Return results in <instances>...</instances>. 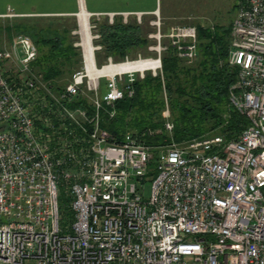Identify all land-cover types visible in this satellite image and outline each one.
<instances>
[{
    "label": "built area",
    "instance_id": "built-area-1",
    "mask_svg": "<svg viewBox=\"0 0 264 264\" xmlns=\"http://www.w3.org/2000/svg\"><path fill=\"white\" fill-rule=\"evenodd\" d=\"M176 29L170 46L190 63L196 29ZM101 49L90 36L91 59L82 50L80 68L53 92L30 71L28 36L0 47V264H264V0H239L230 30L229 101L247 124L228 140L158 146L151 177L153 147L128 132L117 141L101 116L133 95V72L161 76L160 55L153 69L108 74L101 69L144 59L107 56L97 66ZM161 117L170 134L166 100Z\"/></svg>",
    "mask_w": 264,
    "mask_h": 264
},
{
    "label": "trees",
    "instance_id": "trees-1",
    "mask_svg": "<svg viewBox=\"0 0 264 264\" xmlns=\"http://www.w3.org/2000/svg\"><path fill=\"white\" fill-rule=\"evenodd\" d=\"M231 23L217 26L212 31L197 28V54L190 63L178 57L175 48L163 41L161 76L150 73L143 78L136 76L132 82L133 95L124 96L114 103V116L109 118L103 112L101 126L117 141L128 132L153 147V158L147 164V177L156 171L157 147L169 140L182 142L210 135H222L228 140L236 137L247 124L246 118L229 101V88L236 79V69L228 64L227 59ZM61 24L58 22L57 26L62 27L63 33L55 31L52 37L26 31L37 46V56L31 69L53 92L62 90L66 83L63 81H67L81 64L79 51L73 46L78 37L69 34L77 26L74 21L68 25L63 23L64 27ZM148 28L143 32L134 18L122 22L119 16H115L111 23H98L97 43L102 46L103 60L110 56L120 61L125 56L135 57L141 52L154 55L148 51L154 42L148 33L154 29ZM40 46H46L47 50L42 52ZM102 87H105V81L100 82V90ZM81 99L79 97L74 105L83 104ZM165 100L173 124L170 134L164 131L161 117ZM58 201L63 219L69 221V197L63 189L59 192Z\"/></svg>",
    "mask_w": 264,
    "mask_h": 264
},
{
    "label": "rangeland",
    "instance_id": "rangeland-1",
    "mask_svg": "<svg viewBox=\"0 0 264 264\" xmlns=\"http://www.w3.org/2000/svg\"><path fill=\"white\" fill-rule=\"evenodd\" d=\"M238 2L239 0H155L154 8L152 10L143 11L138 9L148 8L151 5V0H116V1L106 0V3L104 2L106 5L121 6L123 9L127 4L126 7L128 6V8L132 10H120L118 13L109 12L105 14V18H100L101 16L100 13H95L88 16L89 37L91 36L92 44L100 45L97 43L99 37L93 38V36H95L96 34L99 35V33L96 30L98 23H102L103 21H107L108 23H111L115 16L121 17L122 22H126L128 19L134 18L136 23L141 25L143 32L148 31L149 29L148 26L154 29L153 32L151 31L148 33V37L151 39V41L152 40L154 41L153 44L148 47V51L154 53V55L153 54L144 55V53L141 52L135 55V57L131 55L125 57L131 60L137 58L154 60L157 58L158 55H160V52L165 49V47L162 45L163 41H167L168 45H170L171 39L168 37V35L172 30L175 33L177 27H195V29L203 28L212 31L213 29H216L217 26H221V25L227 26L234 19ZM68 20L69 19L62 20L60 18L50 19V20L36 19V18L35 19L34 18H27V19L2 18L0 19V47L7 46L12 41V39L17 35H26L32 40L33 37L30 35V33H38V35L41 34L44 35V37H48V36L52 37L55 31H57L58 33H63L62 27H58L57 23L58 22L62 23L61 25H63V27L65 26L64 24L68 25L71 24L73 21L75 23V20L70 19L69 22ZM76 22L77 24L75 23V25L77 26V28L71 30L72 32H70L69 34L70 36L78 37L77 41L73 42V46L76 47L79 51V58L81 63L82 60L81 53L82 50L84 49L80 45L81 38L78 33V26H79L78 19L76 20ZM153 22H156L157 25L153 24ZM31 27L34 28L31 30L30 29ZM26 31H30V33H27ZM157 34H159L158 38L155 37V35ZM196 40H197V36H196ZM160 47L164 49H160ZM40 48L42 52H45L47 50L46 46H40ZM157 48L159 50V54ZM96 52H95V57H96ZM125 57L122 60H124ZM120 61H116V62H120ZM98 63L100 65L102 64L100 62ZM98 63L97 66H100L98 65ZM155 70H156V75L160 73L159 69H155ZM30 71L31 73H33L32 69ZM150 71L151 70L143 71V74L145 75L147 73H150ZM133 73L135 77L139 75L138 74L139 72H133ZM33 74L35 76H39L36 73ZM68 79L67 81H63V83L66 82L65 85L68 83ZM101 81L102 82L105 81V78L99 79L98 83H100ZM104 89L105 87H102V90H100V92H103ZM148 192H149V181H144L145 197L148 196Z\"/></svg>",
    "mask_w": 264,
    "mask_h": 264
},
{
    "label": "crops",
    "instance_id": "crops-1",
    "mask_svg": "<svg viewBox=\"0 0 264 264\" xmlns=\"http://www.w3.org/2000/svg\"><path fill=\"white\" fill-rule=\"evenodd\" d=\"M154 1L155 0H151V5L148 8H139L138 10H152L154 8ZM104 2L106 3V0H0V19L36 18L50 20L60 18L62 20H75V23L77 24L76 20L78 19V13L81 8H83L87 14L88 12L91 13V15L100 13V18H105V14L109 12L118 13L120 10H132L128 8V6L126 7L127 4L122 9L121 6H109ZM95 59L100 63L103 62L102 50L96 52Z\"/></svg>",
    "mask_w": 264,
    "mask_h": 264
},
{
    "label": "bare ground",
    "instance_id": "bare-ground-1",
    "mask_svg": "<svg viewBox=\"0 0 264 264\" xmlns=\"http://www.w3.org/2000/svg\"><path fill=\"white\" fill-rule=\"evenodd\" d=\"M78 24H79V34L81 37V45L86 52V59H91L90 53V37L88 31V14L87 12L81 8L78 13ZM156 61L144 59L141 61H133L128 63L119 64L116 66H107L101 69L103 73L112 74L115 71H140L145 68L153 69L155 68Z\"/></svg>",
    "mask_w": 264,
    "mask_h": 264
}]
</instances>
